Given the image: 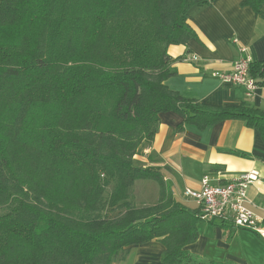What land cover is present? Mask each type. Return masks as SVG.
<instances>
[{
  "label": "trees",
  "instance_id": "16d2710c",
  "mask_svg": "<svg viewBox=\"0 0 264 264\" xmlns=\"http://www.w3.org/2000/svg\"><path fill=\"white\" fill-rule=\"evenodd\" d=\"M211 1L0 0V264H114L154 239L166 264H236L190 253L199 208L134 162L165 112L183 117L179 132L237 119L264 139L263 108L207 105L166 83L168 47L198 39L190 13ZM251 73L264 86V65ZM138 179L160 184L157 203L137 205Z\"/></svg>",
  "mask_w": 264,
  "mask_h": 264
},
{
  "label": "crops",
  "instance_id": "0c3cea01",
  "mask_svg": "<svg viewBox=\"0 0 264 264\" xmlns=\"http://www.w3.org/2000/svg\"><path fill=\"white\" fill-rule=\"evenodd\" d=\"M243 1L213 0L191 11L188 21L198 39L168 47V54L177 59L172 63L176 74L166 81L170 89L211 106L238 107L248 102L264 109V86L247 97L243 87L217 76L233 70L240 45L247 48L254 63L264 65V5L255 11ZM160 118L154 139L143 143L135 154L136 165L159 167L172 195L192 210L198 206L184 189H199L204 175H210L214 182H224L256 169L260 178L250 185L248 198L253 210L264 217V139L256 129L242 120L228 119L205 129L186 125L179 132L178 126L184 121L180 114L165 112ZM145 180L153 179L134 183L138 206L155 204L160 198L161 187L154 180L158 190L155 185L147 186H154L156 200H144L146 184L140 182ZM198 228V239L187 246L193 255L220 262L264 264V237L255 231L225 221L200 220ZM163 250V243L154 239L132 246L114 264H166L162 261Z\"/></svg>",
  "mask_w": 264,
  "mask_h": 264
},
{
  "label": "built area",
  "instance_id": "2783aa9c",
  "mask_svg": "<svg viewBox=\"0 0 264 264\" xmlns=\"http://www.w3.org/2000/svg\"><path fill=\"white\" fill-rule=\"evenodd\" d=\"M238 53L233 61V70L217 76L243 87L245 95L251 97L262 85L251 73L254 59L247 48L240 45ZM259 178L260 172L256 169L242 172L224 182H214L212 177L206 174L201 180L199 189L187 187L184 189V194L196 202L201 220L231 222L236 228L251 229L264 237V217L253 210L248 198L250 185L256 183Z\"/></svg>",
  "mask_w": 264,
  "mask_h": 264
},
{
  "label": "rangeland",
  "instance_id": "374dc122",
  "mask_svg": "<svg viewBox=\"0 0 264 264\" xmlns=\"http://www.w3.org/2000/svg\"><path fill=\"white\" fill-rule=\"evenodd\" d=\"M140 183H145L146 184V188H145L146 192H143V196H142V197H144V200L147 199V200H149L148 202H151L150 200H153L154 198L156 200L157 192L156 191L154 192V189H153L154 186H152V188L149 189V187L147 185H155V187H157V190H158L159 189V184L157 182H155L154 180H152L150 182L145 180V181L140 182ZM242 229H246V228H242ZM248 230H251V229H248ZM251 231H253V230H251Z\"/></svg>",
  "mask_w": 264,
  "mask_h": 264
}]
</instances>
